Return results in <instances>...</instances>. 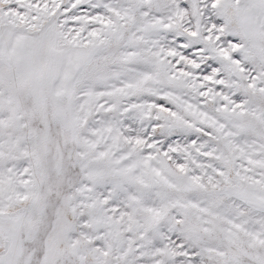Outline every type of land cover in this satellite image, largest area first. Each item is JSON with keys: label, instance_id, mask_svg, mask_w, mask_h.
I'll return each mask as SVG.
<instances>
[{"label": "snow or ice", "instance_id": "6c2138e0", "mask_svg": "<svg viewBox=\"0 0 264 264\" xmlns=\"http://www.w3.org/2000/svg\"><path fill=\"white\" fill-rule=\"evenodd\" d=\"M0 264H264V0H0Z\"/></svg>", "mask_w": 264, "mask_h": 264}]
</instances>
